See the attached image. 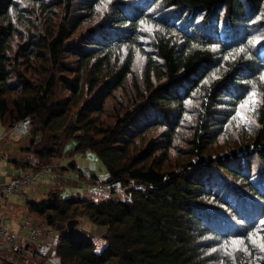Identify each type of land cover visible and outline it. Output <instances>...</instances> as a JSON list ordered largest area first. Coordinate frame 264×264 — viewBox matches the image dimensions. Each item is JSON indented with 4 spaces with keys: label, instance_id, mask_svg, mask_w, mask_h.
Returning <instances> with one entry per match:
<instances>
[{
    "label": "trees",
    "instance_id": "obj_1",
    "mask_svg": "<svg viewBox=\"0 0 264 264\" xmlns=\"http://www.w3.org/2000/svg\"><path fill=\"white\" fill-rule=\"evenodd\" d=\"M25 118L23 172L53 166L72 139L127 196L28 203L52 228L104 230L96 253L92 235L54 229L59 264H264L248 240L219 250L264 229V0H0V122ZM12 256L2 264L31 259Z\"/></svg>",
    "mask_w": 264,
    "mask_h": 264
},
{
    "label": "crops",
    "instance_id": "obj_2",
    "mask_svg": "<svg viewBox=\"0 0 264 264\" xmlns=\"http://www.w3.org/2000/svg\"><path fill=\"white\" fill-rule=\"evenodd\" d=\"M5 130L6 127L0 122V208L7 214L5 224L9 231L19 236L21 244L24 241L23 238L28 233L27 226L35 228L38 231L39 241L34 249L38 251V253L34 257L35 259H30V262L32 264L34 261L37 264H47V260L51 256H54L56 247V242L54 244V237L57 236V233L53 230V233H51L52 236L50 237V234L45 232V230L50 231L48 225L34 224L33 217L28 212L27 204L30 202L40 203L46 201L51 191H58L60 198L79 196L80 198L93 201L89 198L91 197V188L94 187L92 185L95 182H93V180H91L93 183L88 181L91 177H96L93 173L89 175L90 177H87L83 173V179L81 180L73 171L64 170L68 163L65 166H61V160H58L54 163L55 165H53L52 168H47L49 170L47 172L49 177L42 178L39 184L36 183L31 189H29V187L21 192L6 195L1 191V187L13 177L23 172V169L20 168L17 163L29 162L33 164L35 163V159L30 160L28 155L30 153L26 152L31 142L30 137H19L16 135L3 137ZM77 168L79 169L78 165ZM51 179H55V184H51ZM62 180L65 184H63ZM39 185L44 186V188L40 192H37ZM80 227H82L80 230L87 234H91V231H93V226L86 222H83ZM48 245H51V249L49 250ZM11 250L12 249L7 246V249L0 253V264H2V260H7L9 262L13 260L12 253L14 251Z\"/></svg>",
    "mask_w": 264,
    "mask_h": 264
},
{
    "label": "rangeland",
    "instance_id": "obj_3",
    "mask_svg": "<svg viewBox=\"0 0 264 264\" xmlns=\"http://www.w3.org/2000/svg\"><path fill=\"white\" fill-rule=\"evenodd\" d=\"M146 33H147V36H148V33H149V28L148 27H147ZM148 42H150V40L148 38H144L143 43L145 45H148ZM256 42L260 43V40L257 39ZM260 51H261V53L263 52V48L262 47L260 48ZM141 68H142V59L141 58H136L135 64H134V71H135L136 75L141 70ZM247 98H249V96L246 97L244 100H246ZM258 102H259V98L255 94V103L250 105L251 110H249L248 107L240 108V106H239L238 110L245 116V119H241L240 116H237V119L241 120L242 123H247V122L249 123L250 122V118H251L250 117L251 113L255 112L256 107L258 105ZM107 105H108L107 106V110H108V112H110V110H111L110 106L112 105V102L108 101ZM11 136H13V135H11ZM23 137H25V136H23ZM26 137H30L31 138L30 134L26 135ZM74 147H75V141L72 140V139L68 140L67 143L65 144V147H64L65 150H64L63 158L60 161V164H61V166H65L69 162L76 163L79 166V169L81 170V172L84 173L87 177H90L89 175L91 173H93V175L96 178L91 177V179H89V181H88L90 183L95 182L92 185L94 187L91 188V191H90V194H91L90 196L91 197L89 199L93 200L94 202L109 201L110 199H114L116 201H121V202L126 201L127 196H126L125 190L123 188H120L118 185H116L115 188H113L114 185L106 184V182H107V180L109 178L108 177V173H107L106 168L102 164V162L97 158V156L94 153H91V152H86L85 154H72V150L74 149ZM28 155L30 157L29 158L30 160H34V157L31 154H28ZM28 168H31V167H28ZM28 168H26L24 170V172ZM51 168H52V166H51ZM44 170H47V168L44 169ZM45 177H49V175L48 174L47 175L44 174L40 179H38L37 184H39L40 180L42 178H45ZM58 180H60V179H58ZM91 180H93V182H91ZM51 184L52 185L55 184V179H51ZM63 184H65L64 181H63ZM38 187H39V189L37 190V192H40L44 188V186H42V185H39ZM31 188H33V187H30L29 189H31ZM23 190H21V191H23ZM21 191H19V192H21ZM53 193L54 194L57 193L60 196L59 192L51 191L49 193V195H48V198L51 196V194L53 195ZM55 197H56V194H55ZM33 221H34V224L46 225L42 220L36 219L34 217H33ZM77 221L79 222L78 226H77L79 229H81L84 226L83 225L82 227H80L83 222H86V223L90 224L85 219H80V220H77ZM30 227L31 226H27V230H29ZM54 229L55 228L50 227V231L45 230V232H48L50 234V237H51L52 236L51 233H53ZM254 230L250 231L251 235L245 234L247 236L246 239H242V240L232 239L231 241L226 242V243L219 242V250L221 249L223 251L221 253L222 256L227 255V257H228V256H230V254L232 253L233 250L245 248V246H244L245 240H248L249 243L261 246L262 238H264V229L256 228V230L255 231ZM82 232H84V231H82ZM91 232L92 233L90 235L93 236V241L95 243V252L96 253H100L106 246L105 241L103 239L104 230L100 229V228H96L95 226H93V231H91ZM243 235L244 234H241L240 236H243ZM57 238H58V236L54 237V244L56 242V245H57ZM234 242H239V243L237 244V243H234ZM49 249H51V245H48V250ZM46 263L47 264H59V261L54 256H51L47 260ZM29 264H32V263L29 262ZM33 264H37V263L34 261Z\"/></svg>",
    "mask_w": 264,
    "mask_h": 264
},
{
    "label": "built area",
    "instance_id": "obj_4",
    "mask_svg": "<svg viewBox=\"0 0 264 264\" xmlns=\"http://www.w3.org/2000/svg\"><path fill=\"white\" fill-rule=\"evenodd\" d=\"M31 124V119L25 118L22 121L13 124L10 128H7L3 133V137H10L11 135L23 137L29 135ZM31 168H28L25 172H22L5 183L1 187V191L6 195H9L32 187L37 183L38 179L49 171L48 169L35 170L34 168ZM6 217V212L0 208V253L6 250L8 246L13 251L20 250L29 258H34L38 253V251L34 249L39 241L38 231L33 227L30 228L21 244L19 236L8 230L5 224Z\"/></svg>",
    "mask_w": 264,
    "mask_h": 264
},
{
    "label": "snow or ice",
    "instance_id": "obj_5",
    "mask_svg": "<svg viewBox=\"0 0 264 264\" xmlns=\"http://www.w3.org/2000/svg\"><path fill=\"white\" fill-rule=\"evenodd\" d=\"M253 103H255V94L250 93L249 98L241 102L240 108L248 107L249 110H251L250 105ZM237 115L240 116L241 119H245V116L239 110L237 111ZM261 223L264 224V221H261ZM234 243L238 244L239 242ZM261 247H264V238H262Z\"/></svg>",
    "mask_w": 264,
    "mask_h": 264
},
{
    "label": "water",
    "instance_id": "obj_6",
    "mask_svg": "<svg viewBox=\"0 0 264 264\" xmlns=\"http://www.w3.org/2000/svg\"><path fill=\"white\" fill-rule=\"evenodd\" d=\"M52 196L55 197V194L53 193ZM78 223L79 222L77 220H73V221H69L65 225H59V224H57L55 226V230L56 231H60V230L66 229L67 231L71 232V231H73L78 226Z\"/></svg>",
    "mask_w": 264,
    "mask_h": 264
}]
</instances>
